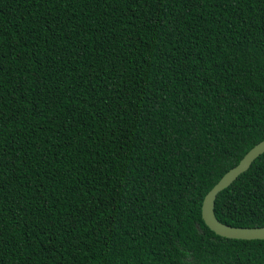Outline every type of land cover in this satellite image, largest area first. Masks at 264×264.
I'll list each match as a JSON object with an SVG mask.
<instances>
[{
	"label": "trees",
	"instance_id": "16d2710c",
	"mask_svg": "<svg viewBox=\"0 0 264 264\" xmlns=\"http://www.w3.org/2000/svg\"><path fill=\"white\" fill-rule=\"evenodd\" d=\"M262 139L264 0H0V264H264Z\"/></svg>",
	"mask_w": 264,
	"mask_h": 264
},
{
	"label": "water",
	"instance_id": "95a60500",
	"mask_svg": "<svg viewBox=\"0 0 264 264\" xmlns=\"http://www.w3.org/2000/svg\"><path fill=\"white\" fill-rule=\"evenodd\" d=\"M262 152H264V139L250 147L238 162L225 171L204 194L200 205V217L204 225L214 234L231 239H264V226H231L220 222L213 212V202L216 194L245 171L250 163Z\"/></svg>",
	"mask_w": 264,
	"mask_h": 264
}]
</instances>
